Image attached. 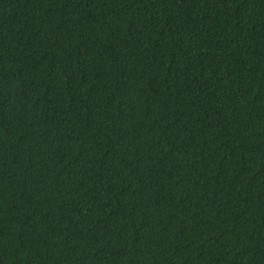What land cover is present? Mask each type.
I'll use <instances>...</instances> for the list:
<instances>
[{"label":"trees","instance_id":"1","mask_svg":"<svg viewBox=\"0 0 264 264\" xmlns=\"http://www.w3.org/2000/svg\"><path fill=\"white\" fill-rule=\"evenodd\" d=\"M0 264H264V0H0Z\"/></svg>","mask_w":264,"mask_h":264}]
</instances>
